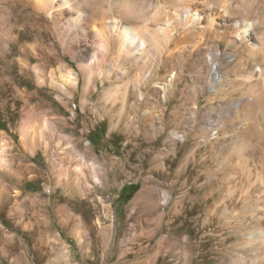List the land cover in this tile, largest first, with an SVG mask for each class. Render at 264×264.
<instances>
[{"label":"rangeland","instance_id":"1","mask_svg":"<svg viewBox=\"0 0 264 264\" xmlns=\"http://www.w3.org/2000/svg\"><path fill=\"white\" fill-rule=\"evenodd\" d=\"M66 1L59 42L30 0H0V264H264L263 78L244 99L260 64L200 30L224 8L231 39L264 0H202L169 42L159 27L184 0ZM121 19L148 28L128 76L100 47ZM244 146L253 182L232 163Z\"/></svg>","mask_w":264,"mask_h":264},{"label":"bare ground","instance_id":"2","mask_svg":"<svg viewBox=\"0 0 264 264\" xmlns=\"http://www.w3.org/2000/svg\"><path fill=\"white\" fill-rule=\"evenodd\" d=\"M30 1L32 3L31 5H33V8L36 11H38L39 13H43V14L47 15L48 18H50L52 20L51 24H49V25L47 24V26H48L47 29H48V32L50 33V35L52 37H54L55 39H57L59 42H64V39H62L63 37H61L57 33L58 32L57 31V29H58L57 23H59L58 21L65 19L66 14L70 12L69 7H68L69 1H66V0H30ZM204 3L205 2H203L202 0H184L183 3L180 5V7L177 9L176 15L167 14L166 22L164 23L166 26L164 24L162 25V22H161L162 26L159 27V28H162L164 30V32H165L164 36L168 37L167 35L171 34L172 31L177 30L180 25L188 26L189 23H191V22H192V24H194V22L197 23V21L199 22L200 18L202 19V17L198 18V17H196V15H197V12L200 11L201 7L206 5V4L204 5ZM124 7H125L126 15L128 14V15L132 16L136 13V7L134 5H132L131 3L127 2L124 5ZM204 12L205 11H202V13H204ZM220 16L227 17V19H228L230 16V13L227 9L214 7L212 15H210V17H208L206 24L204 26L200 27V30L202 28L203 31H201V32H204V33L206 32L210 35H213L218 41L227 42L228 45L233 44L236 46V45H238V43H240L239 46L241 47V50L238 47H237V49L240 50V54H242V56H243V54H246V57L244 55L245 58H243V63L245 64V67L247 65H249L250 63H252V60L255 61V63H257V64H260L259 70L248 69L246 71L245 78L247 79L249 86H248L247 91L245 92V96H244V99L250 100L251 98H253V99L258 98V101H259V99H260V90H259L260 89L259 88L260 82L259 81L262 78L264 79V5L261 9V12H259V14L257 15L255 22H249L247 20H244V18L241 20L236 19L234 21L235 22V23H233L234 29L232 28L233 30L232 29L231 30H232V32L234 31L237 34H235L236 36L232 35L231 39H229L227 37L229 34H228V32H226V30L220 29V25H221V22L219 20ZM76 19L78 20V24L77 23L76 24L80 27L79 29L83 33L88 34L87 32L90 31L91 30L90 28L93 26L92 25V22H93L92 19L89 18V16L82 14L81 12L77 14ZM82 19L86 20L85 23H82ZM123 19L117 20V21L115 20L113 22L104 21L102 23V26L100 29V47L105 49V50H109L110 53L112 51L114 52V55H115L116 60H117V67L122 71V73L124 75L128 76V74L131 71V68L126 67L123 64H125V63L126 64L130 63L131 65L133 63L134 64H144V62L141 59V55L144 54L145 43H146V41H148V38L146 36L148 28L146 26H143V27L134 26L130 23L123 21ZM170 20H171V22H170ZM168 22H170L169 26L167 24ZM201 22L202 21H200V23ZM228 26H229V24H228ZM228 26H226V27L228 28ZM258 27H261L260 32H257ZM92 30H94V29L92 28ZM237 41H238V43H237ZM168 42H169V37H168ZM26 46H27V44H26ZM155 48L156 49L160 48V45L157 44L156 42H155ZM21 51H23V49ZM213 51L215 54H218L216 52L217 50H215L214 48H213ZM15 52H17V50ZM19 54H20V52H19ZM103 56H104V54H103ZM18 59H20V58H18ZM171 67L173 70L175 69L174 64H171ZM250 67H251V65H250ZM98 68L99 67L96 66L95 69L94 68L85 69L84 72H82V73H83V75L87 74V73H91L92 71H94L96 69L98 70ZM216 69H217V67H216ZM66 71H67L66 75L71 80L72 84L76 85V87H77V84L79 82L78 81L79 80L78 72H76L74 70H68V69ZM214 73H215V75H214L215 77H219L217 70H215ZM176 74H177V72L175 71V75ZM241 103L242 102L240 101V104ZM242 144L244 145L243 142H242ZM245 148L246 147L244 146L243 149H241V151L239 153L240 159L239 158H236V159L233 158L235 160L232 159L233 160L232 163H235L237 160H241L243 172L247 168L252 170L253 176L250 178V180H251V182H253L254 178L257 179V178H259V176H261L260 175V173H261L260 165L262 164V161L259 160L258 162H256V164H254L252 166L249 165L247 162V154H246Z\"/></svg>","mask_w":264,"mask_h":264}]
</instances>
